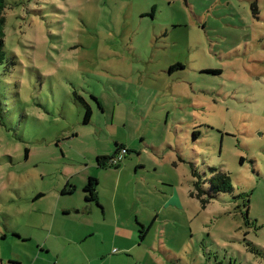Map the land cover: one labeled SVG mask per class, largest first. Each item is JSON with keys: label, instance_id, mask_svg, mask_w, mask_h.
I'll list each match as a JSON object with an SVG mask.
<instances>
[{"label": "rangeland", "instance_id": "1", "mask_svg": "<svg viewBox=\"0 0 264 264\" xmlns=\"http://www.w3.org/2000/svg\"><path fill=\"white\" fill-rule=\"evenodd\" d=\"M1 15L0 264H264V0H4ZM190 164L232 190L204 183L203 206Z\"/></svg>", "mask_w": 264, "mask_h": 264}, {"label": "trees", "instance_id": "2", "mask_svg": "<svg viewBox=\"0 0 264 264\" xmlns=\"http://www.w3.org/2000/svg\"><path fill=\"white\" fill-rule=\"evenodd\" d=\"M4 8V0H0V61L1 58L3 56V51H2V47H3V43H4V32H3V24H4V17L1 15V12ZM174 65H172L171 67H173ZM170 67V68H171ZM91 111L89 109V107H86L85 109V113H84V118H83V122L86 123L89 120ZM197 132L193 133V138H195ZM116 149H115V153L120 149V148H125L124 145L120 144V143H116ZM127 152H129L128 149H126ZM112 156L109 155H105V156H97L96 161L97 164L99 166H106L107 160L112 159ZM115 167H118V163L116 162L115 164H113ZM191 166V174L193 177H196L195 179H193L192 184L194 187V191L191 192V195L197 199H199V201L202 203V205L204 206V204L207 202L206 197H204L206 190L203 188V184L207 183L209 184V188L211 189V193L209 194L210 197L213 196L214 193L216 192H225V191H231L232 190V184H231V179L230 176L228 174L227 171L225 170H221V169H217L214 167H209V171H210V175L205 178L204 181H202V177H200V175L196 172V170L193 169L192 164H190ZM96 185H97V179L95 177L89 176L86 183L83 186V191L85 192L84 194V198L86 201H94L96 203H98L97 200V194H96ZM73 186H71V188L69 189H63L62 193H71L73 191ZM41 195V194H40ZM38 195V196H40ZM248 201L249 199L246 200V202L244 203V207L246 208V210L248 209ZM98 205V204H97ZM100 206V205H98ZM101 207V206H100ZM140 234L138 235V238L140 240L143 239L144 236V225L141 224L140 225ZM12 264H18L16 262H11Z\"/></svg>", "mask_w": 264, "mask_h": 264}, {"label": "crops", "instance_id": "3", "mask_svg": "<svg viewBox=\"0 0 264 264\" xmlns=\"http://www.w3.org/2000/svg\"><path fill=\"white\" fill-rule=\"evenodd\" d=\"M71 188V187H70ZM74 188V186H73ZM96 190V194H97V200H98V190L97 188H95ZM83 193L85 194V192L83 191ZM63 194V193H62ZM66 194V193H65ZM86 202H92V201H86ZM165 207L171 205L170 204V199H167V202L163 204ZM63 209H66L68 210L67 208H63ZM67 212H64V214H66ZM158 214V213H157ZM157 216V215H156ZM155 216V217H156ZM94 261H97L99 263H104V262H110L111 260L114 261V258H111L110 256L108 255H105L104 252H102L101 254L99 255H96L94 258H93ZM92 262V260H91Z\"/></svg>", "mask_w": 264, "mask_h": 264}, {"label": "built area", "instance_id": "4", "mask_svg": "<svg viewBox=\"0 0 264 264\" xmlns=\"http://www.w3.org/2000/svg\"><path fill=\"white\" fill-rule=\"evenodd\" d=\"M122 149V152H126V149L125 148H121ZM111 160V159H110ZM110 160H109V162H110Z\"/></svg>", "mask_w": 264, "mask_h": 264}, {"label": "flooded vegetation", "instance_id": "5", "mask_svg": "<svg viewBox=\"0 0 264 264\" xmlns=\"http://www.w3.org/2000/svg\"><path fill=\"white\" fill-rule=\"evenodd\" d=\"M129 150V149H128ZM107 163H109V159L107 160Z\"/></svg>", "mask_w": 264, "mask_h": 264}]
</instances>
